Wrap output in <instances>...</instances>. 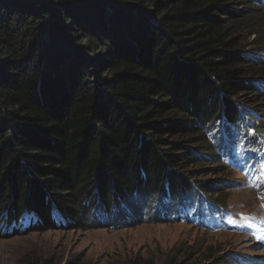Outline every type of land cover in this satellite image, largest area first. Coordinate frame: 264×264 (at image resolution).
Listing matches in <instances>:
<instances>
[{
	"label": "trees",
	"instance_id": "16d2710c",
	"mask_svg": "<svg viewBox=\"0 0 264 264\" xmlns=\"http://www.w3.org/2000/svg\"><path fill=\"white\" fill-rule=\"evenodd\" d=\"M243 94L264 100L261 0H0V236L221 211L180 169L264 149Z\"/></svg>",
	"mask_w": 264,
	"mask_h": 264
},
{
	"label": "rangeland",
	"instance_id": "374dc122",
	"mask_svg": "<svg viewBox=\"0 0 264 264\" xmlns=\"http://www.w3.org/2000/svg\"><path fill=\"white\" fill-rule=\"evenodd\" d=\"M253 40L245 35L243 43ZM241 97L249 108L263 109L257 106L263 99ZM226 162L222 169L206 162L180 169L185 176L192 175L186 170L199 169L194 178L218 192L210 201L218 200L220 212L208 211L205 203L168 202L166 214L146 213L140 221L115 216L107 226L101 224L104 218L86 228L64 225L0 236V264H123L131 259L146 264H264V170L251 160L240 169Z\"/></svg>",
	"mask_w": 264,
	"mask_h": 264
},
{
	"label": "bare ground",
	"instance_id": "6f19581e",
	"mask_svg": "<svg viewBox=\"0 0 264 264\" xmlns=\"http://www.w3.org/2000/svg\"><path fill=\"white\" fill-rule=\"evenodd\" d=\"M215 138V137H214Z\"/></svg>",
	"mask_w": 264,
	"mask_h": 264
}]
</instances>
